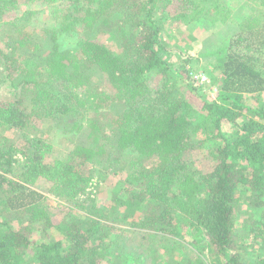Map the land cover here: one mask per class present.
Here are the masks:
<instances>
[{
  "label": "trees",
  "instance_id": "16d2710c",
  "mask_svg": "<svg viewBox=\"0 0 264 264\" xmlns=\"http://www.w3.org/2000/svg\"><path fill=\"white\" fill-rule=\"evenodd\" d=\"M221 1L208 0L214 3L208 11L206 0L189 5L215 19L205 55L222 63L219 95L201 98L197 110L185 91L195 96L201 86H194L188 65L179 72L162 57L157 13L174 0H0L2 27L22 5H69L51 50L48 42L36 43L16 58L13 50L32 44L27 36L0 48V264H134L139 258L125 253L129 243L141 233L174 235L178 223L191 226L200 254L220 256V264H264V104L244 102L245 94H264V21L256 22L264 0L250 4L253 16L239 18L233 4ZM32 14L27 8L19 18ZM218 18L219 27H234L231 34L219 37ZM80 33V55L61 50L56 36ZM100 33L113 49L96 38ZM22 66L28 75L15 89V68ZM94 70L114 95L92 81ZM159 75L165 92L151 88ZM5 88L14 102L1 99ZM35 116L58 121L57 138L75 147L66 159L54 156L61 144L37 135ZM9 131L21 135L20 143ZM203 149L213 160L194 174L189 155ZM44 185L88 214L79 220L70 209L58 227L42 208ZM104 185L112 189L110 202L97 199ZM154 245L147 264H198L189 255L175 257L173 244L162 257Z\"/></svg>",
  "mask_w": 264,
  "mask_h": 264
},
{
  "label": "rangeland",
  "instance_id": "374dc122",
  "mask_svg": "<svg viewBox=\"0 0 264 264\" xmlns=\"http://www.w3.org/2000/svg\"><path fill=\"white\" fill-rule=\"evenodd\" d=\"M174 1L175 2H173L171 5H168V7L170 8L157 13L158 18H161V16H163V18L159 21V24L162 27L161 42L165 48V50H163L162 57L164 60H167L170 64L175 65L179 72L182 70L181 66L183 64L188 65L189 76L194 81V86L196 88H199V86L201 87L200 90L197 92L198 95L193 96V93L191 94L190 91L188 92L186 90V96L188 97L189 102L193 107H195L197 110H201V98L210 101L216 99L220 93V85L222 83L221 81H219V79L222 77V63L220 59L217 60L214 56L206 57L205 55L211 51L212 48L210 47V49L207 47L213 42V40H215V29H213L215 19H212V15L207 17L203 13L194 12V8H192V10H189V5L192 0ZM206 1L207 2L205 4L207 7L205 6V8L203 5L202 7L199 6L197 11L203 8H205V11H208L209 8L214 7L213 5L208 6L209 3L214 4L213 2H208V0ZM221 2L225 4H227L228 2L230 4H233L236 8V18H239L242 14L244 17H247L248 15L253 16L254 14L249 6L252 3L256 6L258 0H222ZM68 7L69 5L67 2H65V4L62 2H58L56 4L52 3L51 5H41L39 3H36L32 4L30 7H28L27 5H22L20 12L14 11L8 13L4 17V23H6L5 26L2 27V25H0V48L2 50L6 49V40L11 37L16 36L18 38L23 39L24 36H27L32 44L29 43V45L23 49L13 50L12 53L15 54L16 58L19 59L21 57H24V55L26 57V55L30 53V51H34L33 44L36 43L41 44L43 42H48L47 49L51 50L54 45V41L53 39H51L53 38L52 36H54L55 34L53 33V31H57V28H60L59 25L63 21L64 15L69 11ZM27 8L33 14L24 17V20H20L19 15H21L22 12H25ZM223 20L224 19L222 18H218L219 23L217 25L218 28L216 32L221 29L219 31L220 33L218 34L220 38L227 34H231L232 28H234H224V24L223 27H219L220 23ZM260 21H264V16L256 22H259L258 24H261ZM114 26L115 25L113 24V27ZM222 28H224V30ZM84 34L85 33H80L72 35L71 37H67L64 35L56 36L57 44H60L61 50H76L77 55H80L83 50V48L80 47V41L81 36ZM108 36L109 35H106L105 33H100L97 34L96 38L100 39V41L103 43L106 40L109 41V45L107 46L113 49L114 46H111L112 42L107 39ZM61 45L63 47H61ZM39 55L43 54L40 53ZM187 60L189 61L186 62ZM25 72L26 71L24 70L23 66L18 67V69L15 68L14 78H16V81L13 83L15 84V89L20 85V83L18 82H20L25 76L28 75L24 74ZM92 72L93 71H91L90 74H92ZM90 77L92 81L97 83V86L100 87L102 90L106 91L108 95H114L115 91L113 87L107 82V80L99 70H94V73ZM36 78L40 80V82L42 81L39 76ZM204 78L205 81H203ZM177 80L180 79L177 77ZM163 83L164 80L162 76H156L154 78V81L151 83V88L156 89L157 91L160 90L161 92H165L166 89H163L162 87ZM29 93L30 92H28V94ZM32 97L33 94L30 93L28 99V101H30L29 104H31ZM13 98V90H10V88H5L4 93H2L1 95V99H3V101H5L6 103H9L14 102ZM108 100L109 99H105L103 102H101L100 108L105 109L109 103ZM244 102L248 103L252 107L261 106L262 104H264V94H245ZM198 106L200 107L198 108ZM48 110L49 109H46L47 112ZM107 110L108 108L106 109V111ZM51 115H54V113H51ZM42 116H45L44 113H42ZM41 117L37 118L35 116L33 120L34 124H36L37 127V135H43L42 139L46 141H50L52 139L53 144L58 147V145L62 143V139L57 138V136L60 135V130L56 127L58 121L53 120V117H49L39 121ZM30 129L32 130V128ZM6 136L11 141H18L17 143H20L19 140L21 135L17 134L15 131L7 132ZM75 140L76 141H73L74 144L78 143L80 138H77ZM61 145L62 147L60 148V150L55 152L54 156L58 159H66L75 147L72 145V143L71 145H68V143L64 142V144ZM188 160L191 166L190 171L196 174V171H201L205 173L213 159L212 157H210V155L208 156L206 150L203 149L195 152L193 151L189 155ZM43 188H45L43 189V191L46 197L43 201L42 208L43 210L49 213V215L52 217L58 227H61V225H63L64 218H66V216L70 213V209L72 210L71 216L74 214L73 217L79 220H83L88 214L87 212L89 211L87 209H83V205L71 203L69 201L68 203L65 200L59 199L57 196H54L52 193H49L47 190L50 191V185H44ZM98 190V201L105 203L108 201L110 202L112 200L113 196L111 193L112 189L110 188V186H100ZM245 211L247 212L248 210ZM181 218L182 217H180L179 222ZM256 218L257 215L254 217V219ZM178 224L180 226L178 228V231L174 232V235L164 236L158 234L150 237L148 233L139 234L136 237V241H132L131 243H129L128 249L127 251H125V253L129 256H132L133 258H139L140 262L139 260H134V264H143L142 262H145L144 264H147L152 253V251H149V249L154 245V243V248L157 249V251L160 253L159 256L161 257L165 256V251L163 250V248H165V246L167 245L169 246V244H173L174 256L178 257V259H183L186 255H189L193 258L194 261L197 260L196 262L198 264L221 263L220 261H222V258H220V256L208 257L207 255L200 254L198 247L195 244L197 236H195L192 227L187 226L186 224ZM14 225L16 227H19L20 224L15 221ZM56 233L57 231H54V238L57 236ZM127 235L134 236V239L136 236L133 235L132 232H127ZM36 236L38 238L39 235Z\"/></svg>",
  "mask_w": 264,
  "mask_h": 264
},
{
  "label": "built area",
  "instance_id": "2783aa9c",
  "mask_svg": "<svg viewBox=\"0 0 264 264\" xmlns=\"http://www.w3.org/2000/svg\"><path fill=\"white\" fill-rule=\"evenodd\" d=\"M203 81H205V78H204V80Z\"/></svg>",
  "mask_w": 264,
  "mask_h": 264
}]
</instances>
